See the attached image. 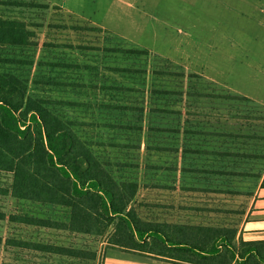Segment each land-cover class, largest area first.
<instances>
[{
  "label": "trees",
  "instance_id": "16d2710c",
  "mask_svg": "<svg viewBox=\"0 0 264 264\" xmlns=\"http://www.w3.org/2000/svg\"><path fill=\"white\" fill-rule=\"evenodd\" d=\"M16 10L23 13L25 20L7 16ZM51 10L53 17L48 18ZM62 15V8L35 0H0V172L12 175L10 188L0 187V197L10 196L68 211L66 221L16 214L10 215L8 220L20 226L64 232L73 237L101 239L103 255L110 249H117L173 264H264V241L245 242L238 236V223L245 209L219 207L216 203L219 201L212 196L245 195L228 190L230 178L252 177L256 184L264 169V159L257 154L261 152L258 143L264 135V113L259 112L248 98L205 94L195 85H190L189 91L183 93L154 91L163 96L175 94L180 101H183L181 95L187 96L190 104L187 116L194 117L187 119L184 132L176 130V133L184 134L183 147L188 142L191 145L195 140L199 142L191 150L183 149L185 161L181 172L203 180L202 188L189 189L200 192L202 199H210L211 204L216 205L208 207L205 202L204 207L180 206L213 213L204 219L205 224L176 221L174 214L179 206L173 199L175 188L172 184L160 180L152 182V177L142 181L138 173L141 169L148 173L162 172L164 177L169 176L175 181L174 175L180 172L176 160L168 168L153 166L151 161L140 168L134 156L140 150L136 142L143 132L145 108L124 103L125 93L121 91L129 89L96 82L101 69L108 72L122 70L79 64L65 52L147 55L148 51L94 46L96 40L89 37L91 33L102 35L101 28L88 24L68 27L62 23ZM33 16L40 22H34ZM69 29L76 35L78 44L60 42L61 35ZM41 33H45L44 53L31 75L32 57L39 46ZM124 72L137 74L136 77L145 74L131 69ZM84 73L90 80L85 79ZM163 74L171 76L170 73ZM54 92L79 97L57 98ZM100 94H105L102 99L97 97ZM191 99L196 103V109L192 108ZM206 99L229 101L230 107L225 114L219 113L216 121L214 116H200L197 104ZM76 110L85 112L91 119L97 112L106 113L111 119L105 132L108 140L98 138L94 142L90 130L83 129L87 124L72 116L71 111ZM171 111L164 103L158 113ZM86 123L93 126L94 119ZM159 131L162 130H151L152 133ZM243 131L255 133L248 136L255 139V149L250 152L243 147L246 142H241L246 138ZM153 147L161 148L155 150L173 157L179 149L178 145ZM116 152L122 157L116 156ZM189 158L191 163L185 165ZM200 159L204 165L195 167L193 162H200ZM246 159L252 161L250 165L249 161L243 162ZM206 160H210L207 166ZM243 163V171L237 172ZM246 169L253 173L245 172ZM157 190L168 192V198L158 199L153 193L161 195ZM236 216H239L237 221ZM5 219V213L0 212V221ZM3 246L6 250H26L74 261H94L99 254L73 245L13 237L7 238Z\"/></svg>",
  "mask_w": 264,
  "mask_h": 264
},
{
  "label": "rangeland",
  "instance_id": "374dc122",
  "mask_svg": "<svg viewBox=\"0 0 264 264\" xmlns=\"http://www.w3.org/2000/svg\"><path fill=\"white\" fill-rule=\"evenodd\" d=\"M29 1V0H28ZM50 6L62 8V23L68 27L88 24L101 28L102 35L91 33L90 39H94V46L103 48H116L120 50H146L147 55L114 54L97 52H75L67 50V54L74 57L79 64L99 66L100 68H118L122 71H104L96 80L102 84H117L129 89L123 96L131 106L145 108L143 120V132L137 137L139 154L137 164L141 167L147 161L153 162V166L168 168L176 160V166L181 172L184 166L183 149L191 150L199 142L195 140L183 147L184 134L176 133L186 127L187 96L181 95L183 101L175 94L161 95L155 90H168L169 92H188L190 85L205 94L244 96L252 100L264 102V0H35ZM5 14V12H2ZM28 15V14H27ZM7 16L25 20L22 12L8 13ZM53 17V12L47 14ZM36 18V20L34 19ZM34 22H40L37 16H33ZM31 19V20H32ZM32 22V21H28ZM70 30V29H69ZM45 34V33H44ZM44 34L39 37V46L32 57L34 66L31 75L35 73L36 62L42 57L45 41ZM60 42L78 44L73 31L63 33ZM65 37V38H64ZM59 52H64L59 49ZM70 51V52H69ZM98 55V57H96ZM98 58V59H95ZM141 70L145 74L136 77L137 74H129L125 70ZM110 70V69H109ZM167 71V72H164ZM85 72V71H84ZM163 73H170L171 76ZM86 80L90 77L84 73ZM83 75V74H82ZM104 75V76H102ZM187 75H194L188 78ZM184 76V77H183ZM193 80V82L191 81ZM57 98H75L74 94L54 92ZM105 94L97 95L102 99ZM74 96V97H72ZM107 101V100H106ZM192 108L196 103L191 99ZM229 101L206 99L197 104L200 116H214L224 113L230 107ZM164 103L171 107L170 113H158ZM201 103V104H200ZM236 103V102H234ZM235 107V105H232ZM231 106V107H232ZM232 107V109L234 108ZM196 109V108H195ZM235 110V109H234ZM72 116L87 124L84 130H90L91 139L105 141L106 131L109 129L111 119L106 113L94 116V125H90L91 118L81 110L71 111ZM180 114V115H179ZM255 124V122H252ZM263 124V123H261ZM106 126V127H104ZM159 128L162 131L151 132ZM264 129V128H263ZM255 131V129H254ZM246 138L245 149H255V139L248 136L254 132L243 131ZM99 138V139H98ZM258 143L261 156L264 159V135ZM108 140V139H107ZM258 142V140H257ZM178 145V154L173 157L167 153L157 152L153 147ZM259 149V150H260ZM116 156H121L116 152ZM114 154V153H113ZM132 156V155H131ZM191 156V155H189ZM122 157V156H121ZM178 160V162H177ZM191 158L185 165L190 164ZM193 162L195 167H202L204 161ZM202 161V162H201ZM249 161L246 159L243 162ZM210 160L205 161L207 166ZM249 161V165L251 164ZM188 163V164H187ZM241 165L237 172L243 171ZM252 172L249 169L246 171ZM174 176L175 181L169 176L164 177L157 173H148L145 169L138 170L140 180H160L175 188L173 199L176 200L177 214L174 218L179 222L205 224L208 216L213 213L201 212L182 208L180 206L215 207L210 199L200 196V192L189 188H202L203 180L195 179L190 173L181 172ZM228 185L232 192H243L245 195H212L219 202V207L240 211L246 209L251 199L255 178H230ZM12 175L0 172V187L10 188ZM161 195L157 198H168V192L157 190ZM163 197V198H162ZM243 211V210H242ZM0 212L6 215L5 221H0V264L11 262L16 264H101L103 254L102 240L91 237H73L64 232L53 230H40L35 227H25L11 223L10 215H27L42 219L61 220L68 219V211L64 208L42 205L33 202L20 201L9 197H0ZM225 216V215H224ZM241 216V215H239ZM236 216V221L239 219ZM209 223V222H208ZM22 239L34 242L50 243L54 245H73L79 248L95 250L99 254L94 261H74L56 256L46 257L26 250H6L3 246L7 238Z\"/></svg>",
  "mask_w": 264,
  "mask_h": 264
},
{
  "label": "crops",
  "instance_id": "0c3cea01",
  "mask_svg": "<svg viewBox=\"0 0 264 264\" xmlns=\"http://www.w3.org/2000/svg\"><path fill=\"white\" fill-rule=\"evenodd\" d=\"M255 106L264 113V102L255 100ZM219 220L222 221V218ZM238 236L245 242L264 241V169L253 188L245 214L238 223ZM102 259V264H173L117 249L106 251Z\"/></svg>",
  "mask_w": 264,
  "mask_h": 264
}]
</instances>
